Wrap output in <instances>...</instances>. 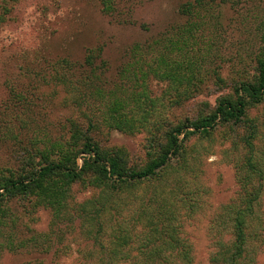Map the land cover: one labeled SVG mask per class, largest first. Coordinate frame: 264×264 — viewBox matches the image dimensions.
Returning a JSON list of instances; mask_svg holds the SVG:
<instances>
[{
	"label": "trees",
	"instance_id": "1",
	"mask_svg": "<svg viewBox=\"0 0 264 264\" xmlns=\"http://www.w3.org/2000/svg\"><path fill=\"white\" fill-rule=\"evenodd\" d=\"M120 4V0H101L102 11L114 21L130 22L132 8L126 7L129 17L123 19ZM263 4L264 0H194L183 4L188 21L174 25L160 39L134 43L114 80L107 77L109 63L103 45L88 47L81 61L68 56L50 60L48 81L78 93V103L87 105L92 119L85 130L72 122L69 142L49 138L43 149H24L18 167L0 174V235L5 236L0 239V249H16L12 234L6 236L3 228L12 220L13 203L31 197L35 205L52 210L54 227L41 233L42 242L30 245L29 240H23L19 247L48 253L57 234L63 240L67 232H77L92 243L88 250L78 247V252L87 254L81 264H192V245L181 233L180 218L190 215L188 210L199 208L201 202L197 191L180 196L184 176L191 168L189 154L197 152L187 143L195 136L213 139L214 132L224 128L221 136L229 143L225 152H243L237 161L240 192L218 214V233L231 232L234 239L217 240L218 251L210 264H247L249 240L260 239L263 227L258 210L264 196ZM218 5L250 12L260 44L252 72L244 70L241 79L229 80L215 71L219 88L230 90L221 93L213 107L207 103V111L196 119L168 124L167 110L172 103L194 98L203 90L201 85L209 72L205 76L203 69L219 39L217 31L223 28L214 10ZM152 80L167 82L165 95L174 93L175 99L167 102L165 96H153ZM255 109L260 111L253 116ZM96 113L108 127L150 133L144 165H129L124 148L102 147L91 135L95 128L100 129L93 121ZM77 183L100 188V194L78 202L72 194ZM125 188L133 192L143 189L132 197L133 203H138L133 215L126 213L124 202L116 196Z\"/></svg>",
	"mask_w": 264,
	"mask_h": 264
},
{
	"label": "rangeland",
	"instance_id": "2",
	"mask_svg": "<svg viewBox=\"0 0 264 264\" xmlns=\"http://www.w3.org/2000/svg\"><path fill=\"white\" fill-rule=\"evenodd\" d=\"M120 1L123 19L129 17L126 7L132 8L131 23L114 21L102 11L101 0H0V174L18 167L24 149L31 146L43 149L49 138L69 142L72 122L81 129L88 128L92 112L86 104L78 103V93L46 78L50 60L68 56L81 61L88 47L103 45V55L109 63L107 77L114 80L118 69L129 59L133 44L160 39L174 25L188 21L182 5L194 0ZM262 7L260 12H264V4ZM214 10L223 28L217 31L219 39L203 69L205 76L209 70L201 85L203 90L194 98L172 103L167 110L168 124L196 119L207 111V103L213 107L218 96L230 90V87L219 88L215 71L229 80L232 77L241 79L244 70L252 72L255 51L260 44L253 33L250 12L221 5ZM151 87L153 96H165L167 102L175 99L174 93L165 95L167 82L152 80ZM259 111L252 110L251 115ZM99 115L96 113L93 121L100 129L95 128L91 135L102 147L124 148L129 165H144L148 160L150 133L146 130L126 133L108 127L98 120ZM223 131L224 128L216 130L213 139L195 136L187 143V147L197 152L189 154L191 168L184 176L180 196L197 191L201 202L199 208L188 210L190 215L185 213L180 218L181 233L192 245V264H210L218 251L217 240L220 237L224 242L234 239L231 232L218 233V214L239 196L237 161L243 152H225L229 143L223 140ZM262 143L260 141V145ZM100 191V188L77 183L72 194L74 200L82 202L98 196ZM142 191L141 188L134 192L125 188L116 195L124 202V210L129 215L135 213L138 205L133 203L132 197ZM28 199L17 200L12 205V220L3 230L6 236L12 234L16 249H0V264H81L87 254L78 252V247L88 250L92 243L77 232H67L63 240L60 233L57 234L53 250L48 253L18 246L23 240H29L30 245L38 240L42 242L41 233L50 232L54 227L52 210L35 205L31 197ZM258 210L263 223L262 235L260 239L249 240L247 248L251 253L247 252V264H264V196ZM4 237L0 235V239Z\"/></svg>",
	"mask_w": 264,
	"mask_h": 264
}]
</instances>
